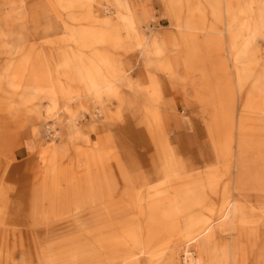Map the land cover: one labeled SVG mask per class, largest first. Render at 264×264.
<instances>
[{
	"label": "rangeland",
	"instance_id": "obj_1",
	"mask_svg": "<svg viewBox=\"0 0 264 264\" xmlns=\"http://www.w3.org/2000/svg\"><path fill=\"white\" fill-rule=\"evenodd\" d=\"M146 215L264 264V0H0V264L143 258Z\"/></svg>",
	"mask_w": 264,
	"mask_h": 264
},
{
	"label": "crops",
	"instance_id": "obj_2",
	"mask_svg": "<svg viewBox=\"0 0 264 264\" xmlns=\"http://www.w3.org/2000/svg\"><path fill=\"white\" fill-rule=\"evenodd\" d=\"M188 29H190V30H198V31H200V30L210 31L209 29H204V28H201V27L200 28L199 27H196V28L195 27H188ZM124 71H125V69H124ZM152 182H153V176L144 177V178L140 177V178H137V181L134 184L124 185L122 187H112V188H113L114 194L117 195V196H124L123 200H125V201L127 200V204L129 205L130 202L134 201L132 199V197H131V195H132L131 193L135 192V191L137 192V190H141L142 187H146L148 184H151ZM125 196H129V197H125ZM215 200L218 201V205L217 206L219 207L218 208V210H219L221 208L223 202L220 201V199H218V198L215 199ZM218 210H216L215 212H217ZM139 215H144V214L139 213ZM211 216H213V215L210 214V215H207L206 218H199L198 221L205 222L208 219H210ZM145 220H146V223H147V232L149 233L150 236H149L148 242L144 243L143 246L140 248L141 251H142V254H144V257L140 258V259L137 258L135 263H132V264H162V263H159L158 261L153 260L152 258L150 259L149 255L153 254V252L160 251L161 246L164 243H167L170 240L171 236H177V235L172 234V232L170 233L168 231L167 227L160 226V225L159 226L154 225V222H160V221H163V220H159V219H155L154 220L152 218L149 219L147 215L145 217ZM153 230L155 232H157V238L155 240L151 239V234L150 233ZM179 245L176 244V245H173L170 248L172 249V248L178 247ZM173 254L176 255V257L174 259L175 260L174 264H177V260H179L181 258H184L187 255H198L199 257H201L198 253H196L194 251H191L190 249H184L182 251L178 250L176 252H173ZM202 259H204V258H202Z\"/></svg>",
	"mask_w": 264,
	"mask_h": 264
},
{
	"label": "bare ground",
	"instance_id": "obj_3",
	"mask_svg": "<svg viewBox=\"0 0 264 264\" xmlns=\"http://www.w3.org/2000/svg\"><path fill=\"white\" fill-rule=\"evenodd\" d=\"M138 252H139L138 253L139 255L142 254L141 249ZM136 256H137V254H132V257H131V255L127 256L126 258L129 259V260L124 261L122 264H132V263H135L136 259L138 258ZM130 258H132V259H130ZM183 263H184V258H181V259L177 260V264H183ZM203 263L204 262H202V264Z\"/></svg>",
	"mask_w": 264,
	"mask_h": 264
}]
</instances>
